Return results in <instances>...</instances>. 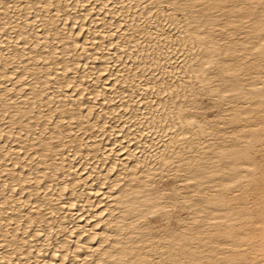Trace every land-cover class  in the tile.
<instances>
[{
	"label": "bare ground",
	"instance_id": "bare-ground-1",
	"mask_svg": "<svg viewBox=\"0 0 264 264\" xmlns=\"http://www.w3.org/2000/svg\"><path fill=\"white\" fill-rule=\"evenodd\" d=\"M120 1L122 0L113 2L118 6ZM89 2L90 0H0V114L3 111V116L0 117V121H3L0 122V174L6 171V176L10 175V177L7 176L9 178H5L4 175L3 178L0 175V264H47L45 259H41V256L46 253L45 251H48L43 250L45 245L49 249V253H46L47 256L50 255L54 259L59 256L63 261L70 253H75L76 257L82 256L81 251L84 248L78 245L72 249L70 242L76 238L80 244L86 239V234L90 235L88 241L91 242L96 239L98 233L94 232L95 228H78V221L72 215L77 208L81 210L87 204L93 203L92 193H99L102 187L100 186V190L96 189V192H93V190L85 188L74 189L73 186L79 183L80 177H84L86 180L96 173L97 178L100 177L104 174L102 173L103 169L108 171L104 174L107 178H110L109 173L112 175V172L116 173V170L118 173L114 178L123 176L124 171L127 172L130 165L126 166L125 164L121 169L117 167L118 161L114 157L117 155V151L113 149L117 145L123 146L126 144L125 142L135 145L134 149L129 147L130 152L124 154L127 157L125 160L133 158L137 162L140 160L138 158L140 156L136 154V151L142 148H146V151L148 148L151 150L150 147L153 145L157 148L156 150L154 147L156 152L152 155L154 164H156L154 167L153 161L141 159L138 163L131 165L130 173L127 174L133 178L125 187L119 188L117 191L115 186H118V181L107 186L109 190L114 187L116 190L112 194L110 192L115 190L109 191L110 194L107 198L119 205L116 206L119 218L117 217L118 222H115V226L119 228L114 237L115 240L107 245L109 251L104 249L100 252L96 262L102 261V256L107 254L108 258L105 264H264V0H169L167 2L173 10L182 13L184 17L191 12L193 7L198 5L201 8L197 14L193 15L195 18L193 17L194 19L192 18L193 20L189 21L185 28L182 27L184 29L180 42L183 44L186 39L187 41L189 39L202 48L201 52L196 51L197 54L190 51L189 53L184 52L187 54L184 55L183 61L196 62V66H194L196 68L188 67V72L186 71L188 77L192 78L197 73L198 76L195 74L198 79V81L195 79L196 82L205 84L211 81V84L214 83L211 91L213 96L219 99L227 93L231 94L226 103L222 100L230 107H226L223 113L221 112L222 114L219 113L220 115L213 123L205 121L204 117H202L204 119L202 122L197 119L199 108L191 107L189 104L191 111L184 110V112V103L183 105L181 103V108L178 109L176 108V98L170 101L166 100L167 95L164 96V93H168V95L173 94L177 98L187 97V92L191 90L188 88L186 90V87L190 85H181L176 87L178 91L177 89L174 91V86L170 85V82L176 79L179 68L186 67L184 65L182 68L179 65V56L170 55L165 62L162 61L163 58L157 56L161 50L165 49L168 35L166 34L167 37L164 35L165 42L155 43L152 41L153 38L151 39L153 30L155 32L166 31L167 33L171 31V26L175 24V21L166 17H163L166 20L158 21L161 23L157 26H151L149 29L146 27L147 31H145L140 27L141 24L138 25V22H141L146 14L142 11L133 15L134 22L131 24L135 35L132 38H137L133 47L138 48L140 53L151 52V54L157 55L153 58H146L144 55L142 60L140 56L131 57V53L128 54L133 59L131 66L146 65L151 69L148 73H134V76L126 77L127 80H130L127 82L129 90L115 86L112 91L106 90L103 94L99 91L104 85L102 76L94 78V83L85 80L87 82L85 86L84 79H90L94 75L93 73H97L99 70L96 67L97 64L91 65L96 61L102 63L110 61L112 57V53L110 54L109 49L106 50L107 46L102 40L112 35L113 27L116 25V28H120V24L134 9L140 8L139 10H145L146 13V9H148L146 6H148L151 9L149 13L155 12V8L160 13L162 6L161 3H156L157 5L153 7L154 3L150 5L138 0L136 7H133L131 4L134 0H123L120 3L128 2V6L126 5L128 8H117L115 5L117 9L114 6L111 11L107 10L112 14V23L108 25L106 18H102L103 29L98 25H90L89 32L84 37L82 32L86 27L87 20L97 24L100 21L98 19L100 11H103L102 9L108 5L110 6L108 1L98 0L94 6H87L89 8L86 7V10L83 7ZM80 8L84 9L80 12L81 14L68 15L69 11L79 12ZM60 16L64 18L62 27L66 26V28L59 27L58 23L62 22L61 18L59 19ZM201 19H204V23L199 27L196 24L200 23ZM223 19L226 21L225 29L229 31L228 36H222L209 29L210 26H215ZM68 25H71L70 30H67ZM78 25L80 30L76 32L75 27ZM41 28H43V32H40ZM142 29L145 33L141 32ZM96 33L98 36H95ZM81 35L82 37H80ZM138 35H145L147 38L141 40ZM237 35H241L242 38L235 40ZM123 36V34H119L115 41L114 37L111 38L109 44L115 46L117 50V56L114 58L116 61L114 65L117 69L110 73V79L116 78L115 82L121 77L118 71L119 67L129 66L123 56L120 59L121 49L127 51L132 48H127V44L123 45L124 42L120 41ZM132 38L130 36L128 39L123 37V40L130 41ZM89 40L92 41L91 43L98 40L93 44L94 51L87 49L88 45L86 46V44L90 43ZM41 41L45 42L40 49ZM39 42L41 43L39 44ZM58 42H62L64 47L62 48L63 53L60 55L57 50L61 43ZM80 43L84 45V52L81 54L71 53L68 49L69 46L77 48ZM166 49L168 48L166 47ZM206 51L212 52L207 54ZM33 54L34 56H32ZM28 55L32 56L31 60L26 58ZM229 55L232 58L223 59ZM109 56L111 57L109 58ZM69 57L73 59L69 60ZM83 57L85 62L80 60ZM67 58L68 60H66ZM217 59H221L220 64L217 65V75L209 77L207 72ZM40 61H50V66L45 70L44 67L42 70L38 63ZM31 62L32 64L29 65ZM15 64L16 67H13ZM79 66H82L83 71L80 74L78 72L79 75L76 78L73 75V78L68 77L69 73H77ZM105 70H108L107 66L102 64L100 71L104 72ZM148 75L153 76L148 77ZM14 77H17L16 81ZM216 77L220 80L217 83H215L218 81L215 80ZM144 79L153 82L141 92L139 86L143 85ZM158 79H161L162 82H159ZM137 83L140 85L138 86ZM48 85H52L51 90L45 92ZM25 87L29 88L28 92ZM67 89H71L72 92H67ZM133 90H136L138 97L140 96L138 100L134 94L135 91L131 92ZM232 92L238 94L235 96ZM125 93L129 95H125ZM45 95L47 99L44 101L42 96ZM141 95L145 98L143 102L146 107L144 109L138 108L142 102ZM101 96H103V101L100 102L99 97ZM127 96L130 98L125 101ZM158 97H162L163 101L155 108L154 101H157ZM68 99L69 102H67ZM18 100L26 101V103H18ZM29 101L34 102L31 108L26 106L27 103L30 104ZM55 101L58 106L60 104L59 107L52 105ZM96 103H100V111H96ZM86 104L89 106H87L86 113L82 115L83 111L81 112L80 109ZM113 104L118 105V111L120 109L134 111L132 118L128 117L127 125L130 123L128 126L121 122L125 114L119 113L118 116H121L119 119L115 117L114 113L113 115L110 113L109 107L105 110L106 105L112 107ZM10 109H13V113L8 114ZM117 110L115 109L113 112L117 113ZM101 111L105 114V120L102 123H92V118L101 117ZM169 115H171V119ZM146 116L149 117L146 119ZM25 117H29V119L24 122ZM83 119H87L91 127H84L80 123ZM140 120L141 122H139ZM64 121L68 123V127L61 130ZM144 122H147L148 126L152 124L154 126V129L152 128L154 132L149 128L151 133L147 134L145 138L142 137L145 134L141 130L142 126L140 127ZM49 123L54 125L52 129H49ZM75 123H78L77 129H73ZM127 127L130 131L133 127H138L141 131L131 136L132 132H126ZM55 128L58 129V132L54 131ZM228 130H232V132L227 138L225 136L228 135ZM178 131L181 140L179 139L177 142L186 144L185 147L170 137ZM166 132L170 133L169 141L165 139L164 134H169ZM201 133L202 135L211 134L213 142L206 144L204 151L200 148L196 154L193 153L194 147L199 142L191 143V140H194L193 137L198 138ZM218 133H223V136L219 134L220 138ZM39 134H45L46 137L40 138L39 143L36 144L34 142L41 136ZM70 134H74L75 137L71 138ZM191 134L192 136H190ZM186 135L189 136L188 139L185 138ZM21 137L25 139L22 147L17 148L15 145L7 147L6 145L4 148L1 145L2 140L6 142L5 144L7 142L19 144ZM159 137L163 139L161 140ZM155 141L156 143L164 141V143L157 145ZM103 144L106 145L105 149H103ZM38 146L40 147L39 151ZM105 150H111V154L107 155ZM33 156L43 158V161L36 165H26L22 162L20 172H17L19 170H15V168L12 169L22 160L27 161L29 158L30 161L34 158ZM58 159L61 160L60 166L55 164ZM176 159L184 161L185 177L187 176L188 180L195 182L196 185L195 188L184 193L175 186L171 189L164 187L159 189L161 182L160 180L155 181V177L158 176L156 173H159L157 166L162 161L167 166L173 165L176 163ZM41 164H43V168L37 170V165ZM139 164H143V175L136 179ZM31 167H36L35 171H32L34 169ZM173 168L169 171L178 172L181 170H173ZM161 171L163 172V170ZM69 177H71V183L64 180ZM106 179L102 181L103 184L108 183L109 180ZM68 188L70 192L66 194ZM41 191L44 192L43 196H40ZM60 202L64 203V206H54V203L60 204ZM108 203L109 201L105 203L99 201L97 204L103 205V209L93 217H99L98 219L102 220L103 213L105 214L111 206ZM66 204L68 209L63 210ZM43 207L46 208V212H40ZM117 208L115 209L117 210ZM177 208L182 211L186 210L188 216L186 219H180L175 226L169 224V220ZM88 209L90 208L88 207ZM115 209L111 213H114ZM84 210L86 209L84 208ZM34 211L39 212L35 217H32L31 214ZM24 213L28 217L27 220H23ZM157 213L165 215L164 220L167 224L162 229L156 230L157 236L153 237L151 226L146 224L150 221L149 217ZM48 214H55L57 218L46 221L45 217ZM90 218H92L91 215H87L82 220H91ZM139 222V225H135ZM56 224L58 230L55 231L54 237ZM106 224L107 227L111 225L108 222ZM107 229L101 234L108 236ZM20 231L23 232L22 236H18ZM9 234L11 239L8 237ZM42 235L44 238L40 239ZM118 235L119 237H117ZM72 236L75 238L71 240ZM106 241V239L101 240L99 246L104 245ZM90 242L85 244L86 249L90 250ZM33 250L37 252L34 251V261L31 260ZM152 254L159 255V257L154 258L156 255L153 257ZM91 256L86 254L82 258L83 264L88 263L86 262L87 258H91Z\"/></svg>",
	"mask_w": 264,
	"mask_h": 264
},
{
	"label": "rangeland",
	"instance_id": "rangeland-1",
	"mask_svg": "<svg viewBox=\"0 0 264 264\" xmlns=\"http://www.w3.org/2000/svg\"><path fill=\"white\" fill-rule=\"evenodd\" d=\"M104 1H108V3L110 4V6L108 5V7H105V8H103L102 10L103 11H100L101 12V14H100V17L98 18L100 21H98V23L96 24V23H91L92 21L91 20H87V24H86V27L83 29L84 31L82 32V33H84V37H85V35L87 34V32H89V27H90V25H92V26H100V28L101 29H103V21H102V18H106V21L108 22V25H110L111 23H112V21H111V19H112V17H111V12L109 13V12H107V10H109V11H111V9H113L114 8V6L116 5L113 1H116V0H113V1H111V0H104ZM111 1V2H110ZM118 1V0H117ZM123 1V0H122ZM122 1H120V2H122ZM127 1V0H126ZM169 0H142V3H145V4H150V5H152L153 3H154V5H153V7H155L157 4H159V3H161V14L160 13H158L157 12V8H155L154 10H155V12H153V13H149L150 11L149 10H151L150 9V7H148V6H146V8H148V9H146V13H145V10H139V9H137V10H133V12L132 11H130V14H128L129 16L126 18V20H124V22H122V24H120V28H116L117 26L115 25L116 24V22H115V26L113 27L114 28V32L113 33H111L112 35V37L111 36H107V38H105V40H102L103 41V43H105V45L107 46V49L106 50H110V54L112 53V57L111 56H109V58H110V61L108 60V61H105V62H101V61H96L95 63H93L91 66H93L94 64H97L96 65V67H97V69H99L98 71H100V69H101V67H102V64H105L106 66H107V69L108 70H105L104 72H98L97 71V73H93L94 75H92L91 77H90V79H84V81L86 80V81H89V82H91V83H94L95 82V79L94 78H96L97 76H102V77H104V78H102V79H104V81H103V83H104V85H103V87L101 88V90H99L100 92H102L103 94H105V92H106V90L107 91H112L113 89H114V87L115 86H117V87H120V88H123L124 90H127L128 89V87H127V82H129L130 80H127V78L126 77H128L129 75H131V76H134L133 74L135 73V74H141L142 72L144 73H148V72H150V70L151 69H149L146 65H141L140 67H138L137 66V64L135 65V66H131V64H132V61H133V59L132 58H130V56H128V54L129 53H131V57L133 56V57H136V56H140L141 57V59L143 60L144 59V55H145V57L146 58H153V57H155L156 55L155 54H151V52L149 53V52H142V53H140L141 51L138 49V48H135V47H133L134 45H135V42H136V40H137V38H132L133 37V35H135V31L132 29V24H133V22H134V20H133V15L134 14H136L137 15V13L139 14L140 12H144V14H146V16L145 17H143L142 19H141V22L139 21L138 22V25H140V27L141 28H143L145 31H147L145 28L147 27V29H149V27H151V26H157L159 23H161V22H158V21H163L164 19L166 20V18L168 19H170L171 21L172 20H174L175 21V24L173 25V26H171V31L169 32V33H167L166 31L165 32H155V30H153V31H151V39H152V41H154L155 43H157L158 41H164V40H166V38L164 37V35L167 37V35H168V37L169 38H167V42H166V47L168 48V49H166V47H165V49H163V50H161L159 53H158V55L157 56H159L160 58H163L162 59V61L163 62H165V61H167V58L170 56V55H173V54H175L176 56H179L178 58H179V62H180V64H179V62H178V64L182 67V66H184V65H186V67L185 68H183V69H181V68H179V72L177 73V77H176V79L175 80H172L169 84L171 85V86H174L173 88V90L174 91H176V87H180L181 85L182 86H189V87H186V90H187V88L188 89H191L189 92H187V94L189 95H187V97H180V98H177V96H175V95H173V94H170V95H168V93H164V96H166V100H170V101H173V100H175V98H176V101H177V104H176V108H178V109H180L181 108V103H182V105H183V103H184V107H185V105H186V107L184 108L183 107V111L185 110L186 112H189V111H191V107L192 106H195V108H199L198 110H199V114H198V116H197V119L199 120V121H203L204 119H205V121H207V122H214V121H216V118L220 115V114H222L223 113V110L226 108V107H230V106H227L225 103L228 101V97L231 95L230 93H227V94H225V96H223V98H221V99H219V98H217L216 96H213V94H212V89L211 88H213L214 87V83L213 84H211V81L210 82H208V83H205L206 84V86H205V84H201V83H199V82H196L195 81V79L197 78L196 76H195V74L197 75V73H195L194 75H193V77L192 78H189L188 77V75L186 74V71L188 72V67H191V69L192 68H196V67H194V66H196V62H194V61H183L184 60V55L185 54H187V53H184V52H188L189 53V51L190 52H196V51H199V52H201L200 50H202V48H201V46H199L198 44H196V42L195 43H192V40H189L188 39V41H187V39H186V41H184V43L182 44L181 42H180V40H182L181 38V34H182V30L187 26V24L189 23V21H191V20H193L194 18H195V16H193V15H195V14H197L200 10H201V8H200V6H198L197 5V7L195 6V7H193L192 9H191V12L186 16V17H184L183 15H182V13H180V12H178V11H175V10H173L172 8H171V6H169L168 4H167V2H168ZM119 2V4L120 5H116L117 6V8H122V7H127L128 5V2H123V3H120ZM137 2H138V0H134V2H132V6L133 7H136V5H137ZM152 2V3H151ZM163 2H165V3H163ZM96 3H98V0H90V2H89V4L88 5H85L83 8H85L86 9V7L87 6H94V4H96ZM157 3V4H156ZM127 5V6H126ZM130 5V6H131ZM149 5V6H150ZM116 6H115V9H117L116 8ZM119 6H121V7H119ZM87 8H89V7H87ZM128 8V7H127ZM151 8H152V6H151ZM69 10V9H68ZM71 10V9H70ZM84 10V9H83ZM83 10H81V8H80V10H78L79 12H77V11H75L74 12V10H71V11H69L68 12V15H73V16H75V14L76 15H79V14H81L80 12L81 11H83ZM87 10V9H86ZM85 10V11H86ZM98 11V10H97ZM118 12H120V11H118ZM132 12V13H131ZM73 13V14H72ZM158 13V14H157ZM168 15V16H167ZM160 16V17H159ZM163 17H166V18H163ZM194 17V18H193ZM61 18V20L60 21H62L60 24L58 23V25H59V27L62 29L63 27H65L66 28V26H63L62 27V25H64L63 23H64V18H63V16L61 17H59V19ZM117 18V17H116ZM193 18V19H192ZM128 19V20H127ZM223 20H224V22H223ZM223 20H221V21H219L215 26H210L209 27V29L210 30H212V32H214V33H218V34H220V35H222V36H224V35H227L228 36V33H229V31H227L226 29H225V26L224 25H226L225 23H226V21H225V19H223ZM115 21H117V20H115ZM204 21V19H201L199 22L200 23H197L196 25L197 26H199V27H201V26H203V25H201L202 23H204L203 22ZM106 22V23H107ZM110 23V24H109ZM132 23V24H131ZM137 24V23H136ZM61 25V26H60ZM108 25H105V26H108ZM201 25V26H200ZM182 27H184L183 29H182ZM43 28H41V31H40V29H39V31L40 32H43V30H42ZM71 29V25H68L67 26V30H70ZM75 29H76V32H79V30H80V27H79V25H78V27L76 26L75 27ZM143 29L141 30V32L143 31ZM145 31H143V33H145ZM225 31H227V32H225ZM153 32V33H152ZM163 33V34H162ZM165 33V34H164ZM124 35L123 37L124 38H126V39H128L129 38V36L134 40H132V39H130V41L128 40H126V39H124L123 40V37H121L120 38V41H123L122 43H123V45H126V46H128L127 48H129V47H132V48H129L127 51H125L124 49H121V51L120 52H122V55L120 56V59H122V56H123V59L125 58V61L129 64V66L128 67H126V66H124V65H122L121 67H119V69H118V71H119V74H120V80L118 79L117 80V82H115L116 81V78H111L110 79V73L111 72H114V70L116 71V69L117 68H115V65L114 64H116V61H114V58L117 56L116 55V48H115V46H110L109 44H110V39L111 38H113L114 37V41L115 40H117L118 39V35ZM167 34V35H166ZM126 35V36H125ZM95 36H98L97 35V33L95 34ZM99 36H100V34H99ZM190 36V35H189ZM240 36V37H239ZM80 37H82V35L80 36ZM84 37H83V39H81V42L83 43V41H84ZM128 37V38H127ZM164 37V38H163ZM181 37V38H180ZM138 38H140L141 40H144V39H146L147 38V36H145V35H138ZM242 37H241V35H237L236 36V38H235V40H238V39H241ZM98 40H100L99 38H97ZM163 39V40H162ZM98 40H96L97 42H98ZM178 40V41H177ZM95 41V42H96ZM172 41V42H171ZM42 42V43H41ZM41 42H39V44L41 45H39V47H40V49L42 48V46H43V43L45 42V41H41ZM88 42H90V43H88ZM87 43L88 44H86V46L88 47L87 49H90L91 51H94V46H93V44L95 43V42H93V43H91L92 41H88ZM96 42V43H97ZM100 42V41H99ZM165 42V41H164ZM171 42V43H170ZM189 44H188V43ZM193 42H194V40H193ZM60 44V46H59V44ZM57 43V46H59V49L57 50V53H58V55H60V54H62L63 53V49L62 48H64L63 47V45H62V42H58ZM72 41L70 42V44L72 45ZM82 43H80V46L79 47H77V48H73V46H69V50L71 51V53L73 52V54H81V53H83L84 52V50H83V46L84 45H82ZM186 44V45H185ZM192 44V45H191ZM82 45V46H81ZM198 45V46H197ZM196 46V47H195ZM71 48V49H70ZM199 48V49H198ZM62 49V50H61ZM72 49H73V51H72ZM192 49H194V51H192ZM43 50V49H42ZM185 50V51H184ZM43 51H45V50H43ZM112 51V52H111ZM178 51V52H177ZM180 51V52H179ZM176 52H177V54H176ZM209 52H212V51H206V53L208 54ZM171 53V54H170ZM205 53V52H204ZM139 54V55H138ZM195 54H197V52L195 53ZM83 55H85V54H83ZM113 55H114V57H113ZM181 55V56H180ZM230 55H232V54H230ZM227 56L226 58H223L224 60L226 59H230V58H232V56ZM29 56V57H28ZM26 58L27 59H30L31 60V58H32V56H34V54L32 55V56H30V55H28ZM174 56V55H173ZM31 57V58H30ZM73 58L72 57H69V60H72ZM84 59V57L83 58H81L80 60H82L83 62H85V60H83ZM166 59V60H165ZM222 59V60H223ZM66 60H68V58L66 59ZM113 60V61H112ZM176 60H178V59H176ZM183 61V62H181V61ZM221 59H217V61H216V63H214L213 64V67L207 72V73H209V77L211 76H216L217 75V65H219L220 64V61ZM51 61V60H50ZM49 61V62H50ZM81 61V63H83ZM49 62H43V61H40V62H38L39 63V65H40V67L42 68V70H43V68H44V70L45 69H47L49 66H50V63ZM67 62V61H66ZM69 62V61H68ZM49 63V64H48ZM32 64V62L29 64V65H31ZM69 64H70V62H69ZM68 64V65H69ZM84 64V63H83ZM177 64V65H178ZM178 65V67H180ZM13 66V65H12ZM12 66H11V68H12ZM13 67H16V64H15V66H13ZM82 66H79L76 70H77V73H74V74H68V77L70 76L71 78H73L72 77V75L74 76V78H76V76H78L82 71H83V69L81 68ZM117 67V66H116ZM138 67V68H137ZM151 68H153V67H151ZM155 68V67H154ZM153 68V69H154ZM18 69V68H17ZM138 69V70H137ZM149 69V70H148ZM144 70H146V71H144ZM61 71V70H60ZM139 71V72H138ZM168 71V70H167ZM78 72H79V74H78ZM60 74H62V73H60ZM182 74H183V76H182ZM185 75H186V77H185ZM131 76H129V77H131ZM150 75H148V77H149ZM153 75H151L150 77H152ZM198 76V75H197ZM147 77V78H148ZM160 77H162V76H160ZM181 77V78H180ZM195 77V78H194ZM17 77H14V80L16 81L17 79H16ZM146 79V78H145ZM144 79V81H142L143 83V85H141V86H139L140 84L139 83H137V85L140 87V89H141V92H143L144 90H145V88H146V86L147 85H150V83L151 82H153V81H148V80H145ZM181 79V80H180ZM217 79V77L215 78V80ZM53 80V79H52ZM51 80V81H52ZM159 80V79H158ZM197 81H198V79H196ZM218 80V79H217ZM54 81V80H53ZM85 81V86L87 85V82ZM220 80H218V81H216L215 83H217V82H219ZM159 82H162V80L160 79L159 80ZM192 82V83H191ZM126 85H125V84ZM180 83V84H179ZM209 83H210V85H209ZM89 84V83H88ZM136 84V83H135ZM145 84V85H144ZM136 85V86H137ZM203 85V86H202ZM52 85H48L46 88H47V90L45 91V92H50V90H51V87ZM145 86V87H144ZM191 86H193L194 87V89H193V87H191ZM207 87V88H206ZM26 89V91L28 92L29 91V88L28 87H25ZM81 89H82V87H81ZM103 89V90H102ZM140 89H139V91H140ZM121 90V89H120ZM129 90V89H128ZM135 91V96H137L136 95V90H133V91H131V92H134ZM171 91V90H170ZM177 91H178V89H177ZM181 91V90H180ZM67 92H69V93H71L72 92V90L71 89H67ZM99 92V93H100ZM130 92V91H129ZM238 92V91H237ZM237 92H232V94H234L235 96L238 94ZM140 93V92H139ZM137 94H138V92H137ZM125 95H129L128 93L126 94L125 93ZM104 96V95H103ZM103 96H101V97H99L100 99V102L101 101H103ZM134 96V98H136ZM128 98H125V101H127L129 98H130V96H127ZM140 97V96H139ZM139 97L137 96V100L139 99ZM42 98H43V100L45 101L46 99H47V97H46V95L45 96H42ZM141 98H142V102L139 104V107L138 108H140V109H144V107H146V105L144 104V100H145V98H144V96L143 95H141ZM165 98V97H164ZM192 98V99H191ZM178 99V100H177ZM192 101H191V100ZM156 100L157 101H154V103L156 104H154L155 105V108H156V106L160 103V102H162L163 101V98L161 97H158V98H156ZM225 102V103H223V101ZM20 100H18L17 102L18 103H22L23 102V100H21L20 102H19ZM30 102V104L29 103H27V107L28 108H31V107H33V105L32 104H34V102L32 101H29ZM67 102H69V99L67 100ZM87 102V101H86ZM188 102V103H187ZM26 103V101H24L23 102V104H25ZM29 104V105H28ZM97 104V103H96ZM188 104V105H187ZM191 105V107H190V105ZM196 104V105H195ZM52 105H54V107H59L60 106V104H59V106H58V103H57V101H55ZM100 103H98L97 104V106H96V111L98 110V111H100ZM117 104H113L112 105V107L111 106H108V105H106L107 107H105V110H107L106 108H108V110H110V113L113 115V113L115 114V117H117V118H121V116H118L119 115V113H122L123 115H124V117L121 119L122 121V123H123V125H126V126H128L127 125V123H128V117L130 118L131 116H133V114H134V111H128V110H124V109H120V111H118L117 109H118V105L116 106ZM141 105V106H140ZM145 105V106H144ZM179 105H180V107H179ZM217 105V106H216ZM87 106H89L88 104H86L85 106H83V108L82 109H80V111L82 112V115H84L85 113H86V111H87ZM114 106V107H113ZM159 106V105H158ZM157 106V107H158ZM111 107V108H110ZM142 107V108H141ZM154 108V109H155ZM188 108V109H187ZM117 110V113L116 112H113L114 110ZM177 109V110H178ZM189 110V111H188ZM184 111V112H185ZM3 112V111H2ZM1 112V114H0V117H2L3 115V113ZM48 112V111H47ZM46 112V113H47ZM103 111H101V114H100V116L101 117H98V119H95V118H92V120H93V122L92 123H95V122H97V123H102L105 119L104 118H106L105 117V114L104 113H102ZM141 112V111H140ZM162 112V111H161ZM222 112V113H221ZM11 113H13V109H10L9 111H8V114H11ZM220 113V114H219ZM201 115V116H200ZM170 116V119H171V115H169ZM109 117V116H108ZM149 117V116H148ZM147 116L145 117L146 119L148 118ZM199 117V118H198ZM202 117H204V119H202ZM215 117V118H214ZM132 118V117H131ZM130 118V119H131ZM144 118V119H145ZM169 118V117H168ZM27 119H29V117H25L24 119H23V121L25 122V121H27ZM95 119V120H94ZM142 120V119H141ZM141 120L139 121V122H141ZM197 120V122H199ZM0 122H3V121H0ZM196 122V123H197ZM80 123H82L83 124V126L84 127H87V128H89V127H91L90 125L91 124H88V122H87V119H83V120H81L80 121ZM147 122H144V123H142L141 125H140V127L142 128L141 130L144 132V136H142V137H146L147 136V134H149V133H151V131L152 132H154V130H152V128L154 129V126H153V124L151 125V126H148V123L146 124ZM170 123V122H169ZM51 123H49L48 124V126L50 127L49 129H52L53 127H54V125L53 124H51ZM68 123H66L65 121L64 122H62V129L61 130H65L67 127H68V125H67ZM144 124V125H143ZM5 125V124H4ZM3 125V126H4ZM78 125V123H75L74 124V126H73V129H77V126ZM168 125V124H167ZM194 125H196V124H194ZM125 126V127H126ZM4 127H7V126H4ZM148 127V128H147ZM196 127V126H195ZM194 127V128H195ZM149 128H150V130H149ZM120 129V128H119ZM129 128L127 127V129H126V132L127 131H129L130 133H131V136H133V134L135 135V134H138L141 130L140 129H138V127H133L132 128V130L130 131V130H128ZM196 129V128H195ZM220 129H221V127H220ZM54 130V129H53ZM222 130V129H221ZM55 132H58V129L57 128H55V130H54ZM232 132V130H228L227 131V133H228V135H226L225 137H229V134ZM166 133H169V132H166ZM25 134V133H24ZM23 134V135H24ZM174 135H171L170 137L171 138H174L175 140L174 141H176V143H178L177 142V140H181V138H180V132L178 131V132H174L173 133ZM219 134H223V133H218V136H220ZM41 135V136H40ZM165 135V139H167L168 141L170 140V137L168 136V135H170V133L169 134H164ZM25 136V135H24ZM39 139L38 140H36V142H34V143H36V144H38L39 143V141H40V138H42V137H46L45 136V134H39ZM70 136H71V138H74L75 137V135L74 134H70ZM174 136V137H173ZM190 136H192V134L190 135ZM200 136V137H199ZM199 136H198V138H196V137H193V139L194 140H191L192 142L191 143H193V142H196V141H198L199 142V144H197V145H195L196 147H194V152L193 153H198V151H200V148L202 149V151H204V148H205V145L206 144H209V143H211V142H213V138H211V134L209 135V133H205V134H203L202 135V133L201 134H199ZM223 136V135H222ZM61 137H63L62 135H61ZM105 137V136H104ZM177 137V138H176ZM188 135H186V137L185 138H187L188 139ZM160 138V137H159ZM169 138V139H168ZM220 138H221V136H220ZM161 140L163 139L162 137L160 138ZM159 139V140H160ZM24 138L23 137H21L20 138V143L19 144H16V143H12V142H7V144H5L6 142L4 141V140H2V142H1V145H3V147L4 146H6L7 145V147H9L8 145H15V146H17V148H19V147H22L23 146V142H24ZM157 140H158V138H157ZM183 142V141H182ZM3 143V144H2ZM104 143V142H103ZM126 144H123V146L122 145H117L116 147H114V151H117L116 153H117V155L116 156H114L115 157V159L118 161V165H117V167H119L120 169L126 164V166H128V165H130V166H128L129 168H128V170H127V172H125L124 171V174L126 173H130V171L129 170H131V168H132V166H133V164L134 163H138L141 159L143 160V161H149V160H151V161H153V156L152 155H154V153L156 152V150H157V148H156V146H151L150 148H151V150L148 148V150L146 151V148H142V149H139L138 151H136L137 153V155L138 156H140V157H138L140 160H138L137 162H136V160L135 159H131V160H125L127 157H125V155L128 153V152H130V148L129 147H132L131 149H134L135 148V145L134 144H132L131 143V145H130V143H127V142H125ZM155 143H156V141H155ZM154 143V144H155ZM164 143V141H162V142H160V141H158V143H156L157 145L159 144H163ZM5 144V145H4ZM178 144H180V143H178ZM178 144H176V145H178ZM182 144V143H181ZM180 144V145H181ZM129 145V146H128ZM182 145H184V146H182ZM181 146L182 147H185L186 146V144H182ZM14 146V147H15ZM37 146V145H36ZM127 146V147H126ZM198 146V147H197ZM6 147V148H7ZM103 149H105L106 148V145L105 144H103ZM153 147V148H152ZM154 147H155V149H154ZM203 147V148H202ZM5 148V147H4ZM38 151L40 150V147L38 146ZM126 151H125V150ZM127 149H128V151H127ZM199 149V150H198ZM17 150H19V149H17ZM150 150V151H149ZM155 150V151H154ZM159 150V149H158ZM106 151V153H107V155L111 152V150H105ZM120 151H121V153H120ZM124 151V153H122ZM153 151V152H152ZM113 152V151H112ZM126 152V153H125ZM158 152V151H157ZM119 153V154H118ZM151 153H153V154H151ZM111 154V153H110ZM125 154V155H124ZM195 155V154H194ZM34 157V156H33ZM32 157V158H33ZM118 159H117V158ZM145 158V159H144ZM147 158V159H146ZM28 160L26 161V160H22L20 163H18V165L16 166H14V167H12V169H14L15 168V170H19L20 168H22V162H23V164H30V165H33V164H37V163H39V162H41V161H43V158H33V159H31L30 161H29V158H27ZM177 160V159H176ZM175 160V162L176 163H174L173 165H170V166H167L166 164H164V163H160V165H156L157 167H159V173L157 174L156 173V175H158V176H156L155 177V181H159L160 180V187H159V189H161V187H164V188H167V189H171L173 186H175L176 188H178L179 190H180V192H182V193H184V192H186L187 190H190L191 188H195L196 187V185H195V182H193V181H189L188 180V178H187V176L185 177V172H183V168L185 167V163H184V161L183 160H181V159H178L177 161ZM28 161H29V163H28ZM116 161V162H117ZM120 161V162H119ZM158 161V160H157ZM156 161V162H157ZM125 162V163H124ZM129 163V164H128ZM2 164H4L3 162H2ZM56 165H58V166H60V164H61V160L60 159H58L57 161H56V163H55ZM66 164H67V162H66ZM156 164V163H155ZM155 164H154V161H153V166L155 167ZM132 165V166H131ZM143 165V164H142ZM142 165L141 164H139L138 165V167H137V172H136V174H137V176H136V179H138L139 177H141L143 174V169H142ZM11 166V165H10ZM17 167V168H16ZM175 169H174V168ZM31 168H33L34 170H32V171H35V168L36 167H31ZM43 168V164H41V165H37V170L38 169H42ZM106 168V167H105ZM171 168H173V170H176V169H181L180 171H178V172H175V171H169ZM103 169V168H102ZM21 170V169H20ZM20 170L19 171H17V172H20ZM161 170H163V172L161 171ZM101 171V170H100ZM103 171V172H102ZM101 172L102 173H104V174H106V173H108V171L107 170H105L104 171V169L102 170ZM161 171V172H160ZM7 172H9V171H7ZM4 173V174H3ZM6 171L5 172H2L0 175H1V177H3L4 178V176H5V178H9L10 177V175L9 174H7V176L9 175V177H7L6 176ZM115 173V172H114ZM113 172H112V175H111V173H109V177L110 178H107L106 177V175L104 176V174L103 175H100V177L98 176V178H97V173H96V175L95 174H93L91 177H90V179L89 178H87L86 180L84 179V177H80L79 178V183H77L76 184V186L74 185L73 187H74V189L76 188V189H78V190H81V189H87V190H93V192H96V189L97 190H100L101 189V187H102V189L99 191V193H92V198H91V200H94V201H92L93 203H89V205L87 204L86 205V207L84 206V208L86 209V210H84V208H82L81 210H79L78 208L76 209V210H74V214L72 215V216H74L75 218H76V220L78 221L77 223L80 225H78V228H88V229H91V228H95L94 230V232H96L97 231V236H96V239H93L91 242L90 241H88V238H90V235H88V234H86V239L83 241V242H80V244L78 243V239H76L74 236H72L71 237V240L72 239H74V240H72L70 243H71V248L72 249H74V248H76L78 245H80L81 246V248H84V249H82V256H80V257H76V255H75V253H70L69 255H71V256H67L66 257V259H64L63 261L61 260V258H59V256L57 257V259H54L52 256H47V252L49 253V249H48V246L47 245H45L44 247H45V249L43 248V250H48V251H45L46 253L44 254V255H42L41 256V259L43 258V259H45V261H47V264H83V260H82V258H84L85 256H86V254H90V255H92L91 256V258H87V261L86 262H88L89 264H105V262L107 261V258H108V255L107 254H105V255H103L102 256V261H100L99 263L98 262H96V258L98 257L97 255H99L100 254V252H102L104 249H106V250H108L109 251V249H107V245H109L113 240H115V235H117V231H118V226H115V222L117 223L118 222V218H119V213H118V206L119 205H117V203H113L111 200H110V198H107V196L111 193H115L116 192V190L118 191V189L120 188H123V187H125L126 186V184L127 183H129L130 181H131V179L133 178V176H131V175H129L128 176V174L126 175H124L123 174V176L121 175V177H117V178H114V176L118 173L117 172V170H116V173L114 174ZM162 174V175H161ZM177 174V175H176ZM4 175V176H3ZM174 175V176H173ZM177 176V177H176ZM44 178V177H43ZM108 181V183L107 184H103L102 183V181L103 180H105V179ZM83 179V180H82ZM89 179V180H88ZM99 179V180H98ZM115 179V180H114ZM64 180H66V182L67 183H71L72 182V180H71V177H69V178H66V179H64ZM63 180V181H64ZM82 180V181H81ZM42 181H44L43 179H42ZM116 181H118V186H115L114 188L116 189H112V190H115V191H112V190H109V184H113V182L114 183H117ZM60 182V181H59ZM193 182V183H192ZM85 183H87V184H85ZM103 185H102V184ZM187 183V184H186ZM192 183V184H191ZM43 184V183H42ZM54 184H55V182H54ZM44 185V184H43ZM56 185V184H55ZM101 186V187H100ZM108 186V187H107ZM178 186V187H177ZM189 186H191V187H189ZM56 187H58V186H56ZM72 187V186H71ZM72 187V188H73ZM90 188V189H89ZM100 188V189H99ZM71 189V188H70ZM15 190H17V189H15ZM54 191V190H53ZM102 191V192H101ZM109 191H112V192H110L109 193ZM26 193H27V190L25 191ZM55 192V191H54ZM70 192V190H69V188L67 189V191H66V194L67 193H69ZM25 193V194H26ZM42 194V195H41ZM43 194H44V192L43 191H41L40 192V196H43ZM96 194V195H95ZM98 195V196H97ZM65 201V200H64ZM99 201H103V203H105V202H108L109 201V203L108 204H111V206L109 207V209H108V211H106V213L104 214L103 213V218H102V220H99L98 218L99 217H93L94 215H97L98 213H99V211H102V206L100 207L97 203H99ZM95 203V204H94ZM92 204V205H91ZM67 205V204H66ZM65 205V209H63V210H67L68 209V205L66 206ZM54 206H59V207H62V206H64V203H62V202H60V204L59 203H54ZM90 208V209H88V207ZM117 206V207H116ZM98 207V208H97ZM100 207V208H99ZM115 208H117V210L115 209ZM46 208L45 207H43L42 209H40V212H46V210H45ZM91 209H93L94 211L92 212V210ZM111 209V210H110ZM113 209H115V212L114 213H111V211L113 210ZM28 210V209H27ZM26 210V211H27ZM89 210H90V212H89ZM81 211H84V212H81ZM39 211H34L31 215H32V217H35L36 215H37V213H38ZM63 212V211H62ZM81 212V213H80ZM89 212V213H88ZM26 213V212H25ZM25 213L23 214V220H27L28 219V217L25 215ZM111 213V214H110ZM163 213V212H162ZM162 213H157V214H155V215H152V216H150L149 217V220L150 221H148L147 222V224L146 225H148V226H151V232H152V236L153 237H155V236H157V232H156V230H158V229H162L164 226H166V224H167V222H166V220H164V214H162ZM63 214V213H62ZM110 214V215H109ZM113 214V215H112ZM159 214V215H158ZM85 215V216H84ZM87 215H91V217L92 218H90L91 220H82V218H85ZM172 216H170V220H169V224H171V225H177L178 223H179V221H180V219H186L187 218V216H188V213H187V211L186 210H180V208H177L176 210H175V212H173L172 214H171ZM181 215V216H180ZM69 217L71 218V215L69 214ZM118 217V218H117ZM45 218H47V219H45L46 221L48 220V221H50V220H53V219H55V218H57L56 216H55V214H48ZM79 220H78V219ZM116 218V219H115ZM110 219V220H109ZM82 220V221H81ZM108 222L109 223V227H107V224H106V222ZM79 221H81V222H79ZM13 223H14V221H13ZM114 224V225H113ZM139 225L140 224V222L139 223H136L135 225ZM98 228H97V227ZM113 226V227H112ZM106 228H108L107 230V234H108V236H105L106 234H104V235H102L101 233L102 232H104L105 231V229ZM54 237H55V233L57 232V230H58V225L56 224L55 226H54ZM155 229V230H154ZM56 231V232H55ZM92 232H93V230H92ZM94 232H93V234H94ZM100 233V234H99ZM23 235V232L22 231H20V232H18V236H22ZM111 236H112V238H111ZM124 236V235H123ZM8 237H9V239H11L12 237H11V235L9 234L8 235ZM117 237H119V235L117 236ZM117 237H116V239H117ZM44 238V235H42V237L40 236V239H43ZM103 239H106L107 241L104 243V245L102 244V246H99L100 245V242H101V240H103ZM85 242V243H84ZM87 242H90L89 244V246H90V250L89 249H86L85 247H86V243ZM84 243V244H83ZM46 246H47V249H46ZM100 247V248H99ZM36 252V250H33V256H32V258H31V260H33L34 259V257H35V255H34V253ZM98 252V253H97ZM37 253V252H36ZM151 253V252H150ZM94 254V255H93ZM153 255V254H152ZM156 254H154L153 255V257L155 256ZM159 257V255L157 256H155L154 258H158ZM59 258V259H58ZM42 259V260H43ZM54 259V260H53ZM30 260V261H31ZM34 261V260H33ZM32 262V261H31ZM88 263H85V264H88Z\"/></svg>",
	"mask_w": 264,
	"mask_h": 264
}]
</instances>
